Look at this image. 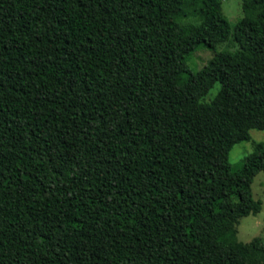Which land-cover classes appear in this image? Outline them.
<instances>
[{"label":"trees","instance_id":"obj_1","mask_svg":"<svg viewBox=\"0 0 264 264\" xmlns=\"http://www.w3.org/2000/svg\"><path fill=\"white\" fill-rule=\"evenodd\" d=\"M240 9L0 0V264H256L226 238L264 173L261 143L227 159L264 130V0Z\"/></svg>","mask_w":264,"mask_h":264},{"label":"rangeland","instance_id":"obj_2","mask_svg":"<svg viewBox=\"0 0 264 264\" xmlns=\"http://www.w3.org/2000/svg\"><path fill=\"white\" fill-rule=\"evenodd\" d=\"M222 11L230 27L241 16L240 3L241 0H219ZM193 5L187 7L188 11H192ZM195 21L191 15L187 21ZM233 49L230 43H221L212 50L204 45L195 48L186 59L188 67L192 71H196L213 55L214 51ZM218 85L213 86L206 94L205 99L213 96ZM255 143L264 145V130L249 129L248 139L237 142L232 145L227 154L230 163L235 164L252 151ZM251 195L254 199L260 201V209L255 214H248L240 217L234 225L233 233L227 234L228 240L235 239L238 243L249 246L250 259L253 263L264 264V173L258 171L252 178L250 184Z\"/></svg>","mask_w":264,"mask_h":264}]
</instances>
